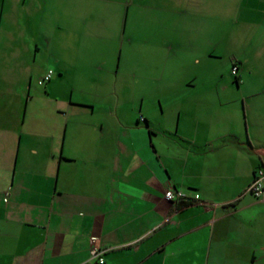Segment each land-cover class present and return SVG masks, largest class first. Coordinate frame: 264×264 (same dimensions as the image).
Here are the masks:
<instances>
[{
	"label": "crops",
	"instance_id": "crops-1",
	"mask_svg": "<svg viewBox=\"0 0 264 264\" xmlns=\"http://www.w3.org/2000/svg\"><path fill=\"white\" fill-rule=\"evenodd\" d=\"M115 2L0 0V264H89L93 250L103 264H264V198L246 192L264 169V0H169L234 29L244 120H78L96 104L113 114L114 86L85 87L89 101L74 90L100 60L82 39ZM211 89L219 114L231 99ZM167 188L201 202H169Z\"/></svg>",
	"mask_w": 264,
	"mask_h": 264
},
{
	"label": "rangeland",
	"instance_id": "rangeland-1",
	"mask_svg": "<svg viewBox=\"0 0 264 264\" xmlns=\"http://www.w3.org/2000/svg\"><path fill=\"white\" fill-rule=\"evenodd\" d=\"M114 1L112 13L98 14L106 24H99L91 39H82L84 52L100 60H84V65L91 64L78 72L74 90L75 97L89 101L85 87L102 91L114 86L115 92L107 94L113 114L96 104L92 115L85 111L76 119L114 120L118 115L121 120H137L144 112L151 120H176L178 115L179 120H244L236 100L244 89L230 74L234 44L229 37L234 29L228 21L222 24L212 13L205 18L197 9L193 14L170 12L169 0ZM35 82V87L43 88ZM217 85L231 99L219 114L208 107L217 105L211 89ZM36 104L35 120L48 118V104L41 97Z\"/></svg>",
	"mask_w": 264,
	"mask_h": 264
},
{
	"label": "built area",
	"instance_id": "built-area-1",
	"mask_svg": "<svg viewBox=\"0 0 264 264\" xmlns=\"http://www.w3.org/2000/svg\"><path fill=\"white\" fill-rule=\"evenodd\" d=\"M237 65L233 64L231 66V73L233 75H236L237 73ZM53 74V70L51 68L47 69L44 74L41 76V78L38 80L39 85H43L47 81L50 80L51 76ZM139 119H143L141 116H139ZM246 192L250 193L255 198H264V169L263 168H257L254 173L251 182L248 184L246 188ZM164 198L169 202L174 203H193V202H201L199 195L194 193L192 195H189L187 192L176 189V188H167L163 192ZM91 259L89 261V264H103V258L101 257V252L98 250H93L91 253Z\"/></svg>",
	"mask_w": 264,
	"mask_h": 264
},
{
	"label": "trees",
	"instance_id": "trees-1",
	"mask_svg": "<svg viewBox=\"0 0 264 264\" xmlns=\"http://www.w3.org/2000/svg\"><path fill=\"white\" fill-rule=\"evenodd\" d=\"M238 78H237V76L236 75H234V80H237Z\"/></svg>",
	"mask_w": 264,
	"mask_h": 264
}]
</instances>
